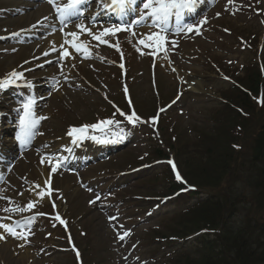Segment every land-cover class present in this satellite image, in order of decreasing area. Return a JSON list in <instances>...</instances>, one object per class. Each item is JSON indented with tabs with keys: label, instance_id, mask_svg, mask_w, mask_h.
I'll list each match as a JSON object with an SVG mask.
<instances>
[{
	"label": "rangeland",
	"instance_id": "1",
	"mask_svg": "<svg viewBox=\"0 0 264 264\" xmlns=\"http://www.w3.org/2000/svg\"><path fill=\"white\" fill-rule=\"evenodd\" d=\"M17 5L19 0H0V78L12 70L23 72L24 80L21 82L26 83V86L30 84L33 88L36 87V90H22L21 94L27 98L35 92L38 100L37 111L48 118L39 126L38 131L42 135L34 138L41 142L40 147L34 142L31 143L28 154L12 161L13 164L0 179V218L12 215L19 218L18 221L23 226L28 224L27 218L31 217V210L10 214L3 209L27 207L32 202L43 208L55 202L56 208L69 220L76 245L81 252L86 247L92 248L89 256L84 259L85 264H175L173 261L185 254L180 252L179 247L161 243L153 235L157 230L159 233L166 232L168 225H173L171 229L174 231L179 230L182 218L175 224L177 217L173 221L170 219L183 208H177L170 202L160 209V205L132 197L136 194L135 189L140 187L156 192L167 189L164 174L166 168L160 163L154 168L141 169L131 175L137 170L135 165H138L139 158L145 157L147 162L152 160L151 145L157 144L153 133L158 132L153 125L141 121L136 124L121 122L119 126H110L106 130V138L127 141L126 148L104 162H87L86 167L79 171L62 168L52 173V165L41 163L45 157L50 158L41 147L54 145L59 149L55 155L65 151V147H71L68 141L70 137L67 136L71 126L96 123L98 121L95 119L114 105L126 109L125 86H122L121 81L124 67L118 65L121 64L124 53L120 47L118 51L114 46L124 38H119L118 35L109 36L106 37L109 44H101L86 35L90 57L86 58L82 53H77L63 65L58 63L41 67L36 64V58L40 55L36 48L38 39L17 40L12 37L14 30L27 25L23 23V14L16 9ZM205 17L207 23L200 26V34L168 33L169 41H175L176 46L166 45L167 57L162 52L153 56L150 53L156 51L154 47L141 45L143 54L139 60H132L135 63V80H132V85L127 82L133 107L144 116H148L149 112L151 114L161 103L160 100L168 101L173 95L179 94L178 103H172L170 110L166 111V116L173 118L165 119L168 121L170 135L175 133L182 144L179 148L184 147L183 151L177 148L183 154L179 157L180 165L183 170L193 175L190 177L185 173L195 183H198L199 174L189 166L200 167L195 164L201 163V160L193 158L198 157L200 151H196V144L203 132L213 131L211 115L222 101V91L231 85L225 75L232 72L233 76H241L246 64H259L263 58L264 0H233L232 3L229 0H216L206 12L185 23L196 24ZM93 25L94 33L108 28L100 26L99 22H93ZM137 27L136 36L133 38L139 39L128 41L127 49H139V40L144 38V34L154 32L147 30L148 27L145 26L142 29L141 26ZM129 35L131 34L127 32V37ZM248 38H251L253 48L246 46L245 41ZM150 43L146 41V44ZM161 58L166 61L160 62ZM64 67L69 69V76L64 73ZM20 104V100L5 96L0 91V112L15 119L12 123H3V126L17 127V133L18 113L10 112L9 109H17ZM119 129H123L122 139L111 134ZM250 135L251 131L248 133ZM189 159L191 161L187 164ZM133 161L136 162L132 164ZM45 174L49 175L50 184H45ZM118 176H122L121 182L131 178L133 183L149 179L145 180L146 185L127 186L125 189L128 191L118 195L123 190L113 188L118 182H115ZM150 182L154 185L153 188ZM160 183L161 186H156ZM37 184L45 191L51 189V195H46L39 202L29 192L30 185ZM204 191L211 196L209 189ZM241 194L249 198L251 208L254 209L256 200L246 182H240L228 196L235 203ZM109 196H112L111 200ZM170 212H173L170 216L157 221L162 214ZM34 217L30 225L31 234L26 241L8 235H5V240H0V264L66 263V252L70 255L71 253L63 249L66 248L65 244L60 246V239L55 238L56 233L61 235L56 229L57 225L54 224V228ZM125 232L129 235L121 240L119 237Z\"/></svg>",
	"mask_w": 264,
	"mask_h": 264
},
{
	"label": "trees",
	"instance_id": "2",
	"mask_svg": "<svg viewBox=\"0 0 264 264\" xmlns=\"http://www.w3.org/2000/svg\"><path fill=\"white\" fill-rule=\"evenodd\" d=\"M240 84L249 92L234 87L225 97L229 103L213 116V131L198 138L196 151H200L193 158L201 160L195 164L200 167L189 166L199 174L198 183L192 184L209 189L211 196L199 208L185 213L179 230L173 231L179 238L204 231L213 232L216 238L203 241L197 252L200 257L195 255L175 264H264V104L257 103V94L264 90V78L259 70H253ZM175 145L169 143L167 148H179V137ZM179 149L183 151L184 147ZM179 149L178 158L183 155ZM155 153L156 158L167 155L162 150ZM240 182L250 188L256 200L254 209L244 194L235 203L229 198Z\"/></svg>",
	"mask_w": 264,
	"mask_h": 264
},
{
	"label": "snow or ice",
	"instance_id": "3",
	"mask_svg": "<svg viewBox=\"0 0 264 264\" xmlns=\"http://www.w3.org/2000/svg\"><path fill=\"white\" fill-rule=\"evenodd\" d=\"M51 4L58 16L61 24H67L73 18H82L86 5L90 0H47ZM233 0H229V3H232ZM201 3V0H101V7L106 13L115 14L123 20L124 17L128 16L130 13H135L137 18L134 23H120L119 25H112L111 27L104 28L101 31L93 32L91 28L87 25L81 23L76 25L77 31H70L66 35L71 37L70 40H65V43L70 44L76 52L82 53L86 58L90 57V49L87 46L86 42L80 41V35L87 33L92 39L99 41L101 44H109V40L106 37H115L118 32L125 31L130 33L132 36H136V32L133 30L136 26H145L149 28H155L157 31L151 32L145 35L144 39L139 40L140 45H145L146 47H154L156 51L150 53L155 56L158 52H162L165 57L168 56V49L166 48L167 44H171L173 47L176 46L175 41H169L168 33L170 31V26L175 22L174 27L177 32L180 33H193L200 34L201 27L203 24L207 23V18L199 20L196 24L182 23L186 15L194 14L197 11L198 5ZM141 5V6H138ZM219 15V13L217 14ZM94 19V17H93ZM227 31V29L225 30ZM146 41L151 42L146 44ZM113 46V45H110ZM119 51V43L117 42L114 45ZM63 49L62 56L69 57L70 53L67 48H64V45H61ZM139 51V49H138ZM47 55V53H45ZM121 56L123 53L121 52ZM121 68L124 67L123 64L120 65ZM175 71V69H172ZM24 80V73L12 70L10 73L6 74L4 78H0V91H5L10 87H19L20 81ZM31 87L30 84L27 85ZM124 91L127 92V87L124 88ZM264 103V100L261 101ZM131 103V101H129ZM37 100L33 96H29L24 100L20 107L15 109L18 113V133L16 135L17 141L22 145H28L37 135H42L38 131L41 122L48 117L43 115H38L35 107ZM160 111H164L161 109ZM121 116L126 115V119L131 124H136L141 122V118L134 111L131 110L130 114H125L120 112ZM157 117L152 118V122L155 123ZM120 121L114 119H105L100 120L93 124H83L80 126H71L67 131V136L72 138V143H81L85 140H90L95 143L105 144L110 142H115L106 138L108 132L106 129H109V126L116 125L119 126ZM99 133V134H97ZM123 129H119L117 132L111 133L112 135L122 139L123 138ZM47 162L51 167V172L55 173L57 169L61 166V158H48L45 157L42 159L41 163ZM169 163H172L169 161ZM173 168L175 169V164L172 163ZM177 179H182L177 172ZM45 184H50V181H45ZM37 189H41V185H36ZM37 195L44 197L46 195H51V189L47 191L40 190L37 192ZM99 199V197H97ZM35 206V202L29 203L27 207H6L3 209L5 213H23L31 210ZM53 207L55 204L53 202ZM11 218L10 216L8 217ZM35 217H28V224L21 226L19 221L16 222V226H13L9 223H0V229L3 230V233H0V240H5L6 233L8 236L15 238L20 241H26L28 236L31 234L30 225ZM55 219L59 220L61 224L66 225V221L61 219L57 213ZM129 235L128 232H125L119 238L124 239L125 236ZM21 247L23 244L20 245ZM76 255L79 257L80 253L77 250Z\"/></svg>",
	"mask_w": 264,
	"mask_h": 264
},
{
	"label": "bare ground",
	"instance_id": "4",
	"mask_svg": "<svg viewBox=\"0 0 264 264\" xmlns=\"http://www.w3.org/2000/svg\"><path fill=\"white\" fill-rule=\"evenodd\" d=\"M36 1V0H32ZM95 4L90 8L88 14L86 17L89 20H93L99 17L102 18L103 12H105L102 7H101V0H94L93 1ZM35 4H24L20 5V9L22 10H27L24 12V19L28 26H21L18 29L20 31H15L14 35L19 37V38H24L26 36H41L42 41L40 44V49L43 51L41 52L40 56L38 57V63L40 65H46L50 63H54L56 61L61 62L62 60H70L71 55H73L75 49L71 47L70 44L65 43V40H70L71 37L67 36L66 34L70 31H75L74 28H70L66 31H60V24H59V16L55 15V8H54V14L52 16H49V14H46L47 11L43 12L42 8L35 9ZM34 8V9H31ZM81 42H86L84 38L80 37ZM61 45H64V48H67L70 56L69 57H63L62 52L63 49L61 48ZM47 53V55H45ZM83 142L90 143V145L94 146L92 142L89 140H85ZM81 142V143H83ZM80 143H76L70 148L67 149L66 153L62 156V153L58 154L56 158H61V161L67 162L69 158H75L79 157V155L84 156L85 154H79L78 151L75 150V148L79 145ZM58 144H56L57 146ZM14 144L12 141H5L0 145V150L2 149H11L13 148ZM15 147V146H14ZM53 150V151H52ZM59 150L58 148L55 147H47L45 146V152H56ZM53 158V157H52ZM54 159V158H53ZM70 161V160H69ZM76 163V162H73ZM46 181L49 180V175L45 174L43 176ZM43 190V189H37L36 185H30L29 192L32 194V197L34 200L39 202L40 200H43L45 197H40L37 195V192ZM3 223H9V222H3ZM11 224V223H9ZM0 233H3V230L0 229Z\"/></svg>",
	"mask_w": 264,
	"mask_h": 264
}]
</instances>
